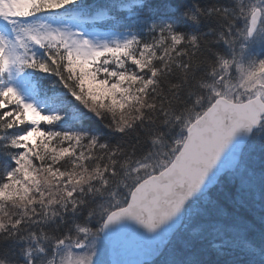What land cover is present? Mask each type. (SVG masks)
<instances>
[{"label": "snow or ice", "instance_id": "obj_1", "mask_svg": "<svg viewBox=\"0 0 264 264\" xmlns=\"http://www.w3.org/2000/svg\"><path fill=\"white\" fill-rule=\"evenodd\" d=\"M0 264H264V0H0Z\"/></svg>", "mask_w": 264, "mask_h": 264}, {"label": "trees", "instance_id": "obj_2", "mask_svg": "<svg viewBox=\"0 0 264 264\" xmlns=\"http://www.w3.org/2000/svg\"><path fill=\"white\" fill-rule=\"evenodd\" d=\"M90 3H100V2H103V0H89ZM181 2L185 3V4H188V3H191L192 0H181ZM201 2H206V0H201ZM93 127H95L96 129H101L103 126L99 124L98 121H93L92 122V125Z\"/></svg>", "mask_w": 264, "mask_h": 264}, {"label": "rangeland", "instance_id": "obj_3", "mask_svg": "<svg viewBox=\"0 0 264 264\" xmlns=\"http://www.w3.org/2000/svg\"><path fill=\"white\" fill-rule=\"evenodd\" d=\"M105 30L104 28H101V31Z\"/></svg>", "mask_w": 264, "mask_h": 264}, {"label": "water", "instance_id": "obj_4", "mask_svg": "<svg viewBox=\"0 0 264 264\" xmlns=\"http://www.w3.org/2000/svg\"><path fill=\"white\" fill-rule=\"evenodd\" d=\"M126 258H131V257H126Z\"/></svg>", "mask_w": 264, "mask_h": 264}]
</instances>
